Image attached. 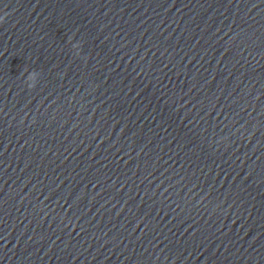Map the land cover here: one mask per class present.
Wrapping results in <instances>:
<instances>
[{
    "label": "water",
    "instance_id": "obj_1",
    "mask_svg": "<svg viewBox=\"0 0 264 264\" xmlns=\"http://www.w3.org/2000/svg\"><path fill=\"white\" fill-rule=\"evenodd\" d=\"M0 264H264V0H0Z\"/></svg>",
    "mask_w": 264,
    "mask_h": 264
},
{
    "label": "clouds",
    "instance_id": "obj_2",
    "mask_svg": "<svg viewBox=\"0 0 264 264\" xmlns=\"http://www.w3.org/2000/svg\"><path fill=\"white\" fill-rule=\"evenodd\" d=\"M35 76H36V74H35V73H32V74H30L29 77H28L29 81L31 82V83L29 84L30 87H31V86H34Z\"/></svg>",
    "mask_w": 264,
    "mask_h": 264
}]
</instances>
